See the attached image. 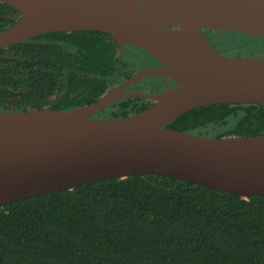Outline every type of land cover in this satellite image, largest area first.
I'll use <instances>...</instances> for the list:
<instances>
[{
    "label": "water",
    "instance_id": "water-1",
    "mask_svg": "<svg viewBox=\"0 0 264 264\" xmlns=\"http://www.w3.org/2000/svg\"><path fill=\"white\" fill-rule=\"evenodd\" d=\"M18 20L0 48L45 33L99 31L144 49L162 66L138 72L176 85L122 117L89 114L122 97L120 88L66 112H0V206L132 175H161L237 194L264 196V133L219 138L166 127L211 104H264V58L229 56L204 30L264 37V0H0ZM86 75V73H83Z\"/></svg>",
    "mask_w": 264,
    "mask_h": 264
},
{
    "label": "trees",
    "instance_id": "trees-1",
    "mask_svg": "<svg viewBox=\"0 0 264 264\" xmlns=\"http://www.w3.org/2000/svg\"><path fill=\"white\" fill-rule=\"evenodd\" d=\"M18 18L0 2V30ZM215 32L233 33L209 30ZM246 37L228 54L264 53L262 44L244 54L251 39H264ZM110 39L96 30L53 32L0 48V109H39L42 96L63 91L75 100H95L114 68ZM52 84L55 93L44 89ZM39 85L43 92L32 88ZM75 85L85 89L69 90ZM149 105L122 100L106 118ZM166 127L216 138L255 136L264 133V104L201 106ZM0 264H264V196L242 198L167 176L132 175L15 200L0 206Z\"/></svg>",
    "mask_w": 264,
    "mask_h": 264
},
{
    "label": "flooded vegetation",
    "instance_id": "flooded-vegetation-1",
    "mask_svg": "<svg viewBox=\"0 0 264 264\" xmlns=\"http://www.w3.org/2000/svg\"><path fill=\"white\" fill-rule=\"evenodd\" d=\"M204 32L208 36L212 46L218 49L222 54H226L229 56H237V55H231L228 53H224L222 48L219 47L217 42H215V40L211 37L209 30H204ZM66 33H71V32H66ZM98 37L102 40H106V41L108 40L102 35ZM112 42L115 46V54L113 57L114 60L112 62L114 68L112 69L110 73L108 72L107 75L105 76L106 78H104L107 84V89L105 91H103L95 100H92V101L75 100L71 97H65L64 95L65 91L60 92L59 94L52 96V97L42 96L41 99L39 100L40 101L39 105H41L39 109L51 108L53 110L66 112L72 109L90 105L96 100H98L100 96H102L105 92L111 89H114V88H120L119 91L122 97L113 101L107 107L89 114V117H92V118H106L110 109H112V107H115L122 100L124 101L131 100L132 102H134L135 99H143V100L150 102L149 106L153 104L152 100L132 96L133 93L156 94V93H159L161 91H164L176 85L170 79L166 77H162V76H144V77L138 78L135 82H131L126 85V83L129 80H131L133 76L136 75L138 72L143 71L145 69L154 68V67H161L162 65L156 59L150 56L142 48L135 47V46L128 45V44L117 43L113 39H112ZM255 56L264 58V53H260ZM113 73H115L116 75L115 76L112 75ZM32 88L36 91L43 92L41 85L34 86ZM65 88L67 89V87ZM44 89L46 91L48 90L49 92L53 91L55 93L58 90V86L56 84L47 85ZM83 89H85V87H82V86L79 87L78 85H75V86H71L69 90H76V93H79ZM29 110H37V109H28V110H22V111H29ZM0 112H19V111L0 109Z\"/></svg>",
    "mask_w": 264,
    "mask_h": 264
},
{
    "label": "rangeland",
    "instance_id": "rangeland-1",
    "mask_svg": "<svg viewBox=\"0 0 264 264\" xmlns=\"http://www.w3.org/2000/svg\"><path fill=\"white\" fill-rule=\"evenodd\" d=\"M234 33L236 32H233V33L215 32L214 35L213 34L211 35L214 37V40L217 41L219 47L222 48L224 53H231L230 51L234 50L237 47L239 40L242 41L243 39L247 38L246 35H243L240 33L239 34H234ZM251 44L253 45L248 44L246 45L247 49L242 50L244 54L248 52H254L253 50H255L258 46H262V44L264 45V39L263 38L251 39Z\"/></svg>",
    "mask_w": 264,
    "mask_h": 264
}]
</instances>
